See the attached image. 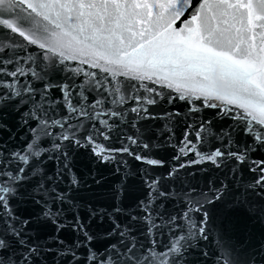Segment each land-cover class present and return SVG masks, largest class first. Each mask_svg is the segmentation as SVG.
Here are the masks:
<instances>
[{
	"label": "snow or ice",
	"instance_id": "obj_1",
	"mask_svg": "<svg viewBox=\"0 0 264 264\" xmlns=\"http://www.w3.org/2000/svg\"><path fill=\"white\" fill-rule=\"evenodd\" d=\"M0 264H264V0H0Z\"/></svg>",
	"mask_w": 264,
	"mask_h": 264
},
{
	"label": "water",
	"instance_id": "obj_2",
	"mask_svg": "<svg viewBox=\"0 0 264 264\" xmlns=\"http://www.w3.org/2000/svg\"><path fill=\"white\" fill-rule=\"evenodd\" d=\"M188 171H190V172H197V175H198V178H199V176H200V173L198 172V168H192V169H189Z\"/></svg>",
	"mask_w": 264,
	"mask_h": 264
}]
</instances>
